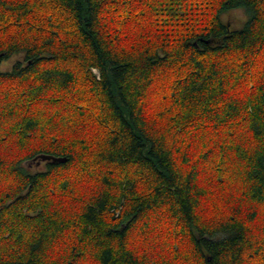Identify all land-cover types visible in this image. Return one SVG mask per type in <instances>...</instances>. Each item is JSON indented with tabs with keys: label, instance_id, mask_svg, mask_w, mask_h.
<instances>
[{
	"label": "trees",
	"instance_id": "1",
	"mask_svg": "<svg viewBox=\"0 0 264 264\" xmlns=\"http://www.w3.org/2000/svg\"><path fill=\"white\" fill-rule=\"evenodd\" d=\"M118 1L0 0V65L25 55L0 80L27 86L16 92L17 105L15 94L0 104L3 115L24 110L1 138L15 139L9 150L24 147L0 153V264H159L151 260L156 246L179 237L190 240L200 264H263L264 224L257 231L253 220L264 215V63H256L264 52V0H155L161 33L129 48L104 19ZM239 7L250 17L232 29L221 14ZM250 70L251 92L230 96ZM163 79L168 92L159 98L154 85ZM76 92L77 100L65 98ZM51 93L58 109L47 117L29 111ZM151 98L161 102L149 108ZM244 114L240 136L249 145L234 141ZM228 150L245 167L254 208L231 206L241 214L211 222L201 165L222 163L218 152ZM28 160L45 161V169L33 171ZM216 167L224 175L226 164ZM155 213L171 222L170 234Z\"/></svg>",
	"mask_w": 264,
	"mask_h": 264
},
{
	"label": "rangeland",
	"instance_id": "2",
	"mask_svg": "<svg viewBox=\"0 0 264 264\" xmlns=\"http://www.w3.org/2000/svg\"><path fill=\"white\" fill-rule=\"evenodd\" d=\"M144 1L151 2L153 5L146 6ZM154 1L155 0H121L120 2L118 1L116 3V7L118 8L117 10L114 9V6L109 7L105 10L104 19L109 25V27L112 26L111 27L113 31L112 33L114 34L115 38H118L120 40L119 44L127 48L132 47L131 45L133 44L139 45L142 43L144 45L147 42V40L145 39L148 37L150 32H152L154 36L156 37H157L156 33L158 32L161 33L162 29H160L158 32L155 31V29L156 30L158 29V27H155L156 25L155 21L160 16L158 14L157 7ZM119 3H123V4H119ZM207 6H211V5H207ZM139 15L148 16V17H146L147 18L145 19L146 21L140 19V17H136V21H133V23L132 22L130 23L129 19H131L132 16H139ZM221 16H222L223 21H225L226 23H229L232 29L233 28L239 29L243 27L250 17L246 9L242 7L225 10L222 12ZM132 18H135V17H132ZM17 61L25 62V55L23 52L16 53L12 55L10 58L3 60L0 65V72L11 71L13 69L14 64ZM262 62L264 63V52H262L261 55L258 57V60L256 63L257 65H260ZM93 71L95 74L99 76L98 70L93 69ZM249 72H250V75L247 76L249 77L247 80L239 81L240 83L239 86L236 85V86H231L228 88V94L230 96L233 95L234 93L233 96H237L238 98H240L243 95H246V93L251 92V90L253 89V86H252L253 81H255V75L252 77L251 76L252 70H250ZM171 73L172 72L168 71L167 73L164 74V76L165 75L168 76ZM260 76L263 77L264 79V73H262V75ZM160 83H161L160 85L162 86L154 85L156 88L158 87V90L156 89L157 91H155V93L158 94L159 98H161V95L168 92L167 87L169 85L168 83L165 82L164 79ZM26 87L27 86L23 82L19 81L18 79H13V80L8 79L6 81L0 80V104L1 105L7 104V103L9 104L11 100L9 101L10 99L9 98L7 99L8 100L7 101L6 97H10V96L12 97L14 96V94L15 95L17 94L16 92L18 91L20 92L22 89H25ZM242 90H243V93H242ZM58 95L59 96L57 97L62 98V96H65L66 94H58ZM83 96H85V98L87 99L91 98V96L89 94L87 95V93H85V95ZM51 98L52 99L54 98L53 93L43 98H40L39 101L36 100L32 102V104L28 106L31 109L29 111L31 112L34 111L38 113L39 115L43 113L45 117L49 116L51 112L58 109L55 105H53L54 103L51 101ZM65 98H67L68 101H70L71 99L77 100V98H80L79 92L74 93L73 97L70 94L68 96L66 95ZM16 100H17V95L12 100L14 102L13 104L15 105H17ZM158 101L159 100H155L151 98L149 101V104H150L149 108L161 102V101L160 102ZM59 104L61 105L60 101H59ZM163 109L164 108H161V109L159 108L157 112L164 111ZM16 111L14 115H7L6 111L4 112L5 115H3V112L2 113L0 112V153H3L1 155L5 157L10 154L19 153L20 150L24 147V146H21V147L16 146V147H13V149L9 150L10 145H12V142H14L15 139L14 141L5 140L7 144L2 142L1 140V138L3 139L5 138V134L8 132V129H7L8 124L15 122V120H18L17 118L18 115L24 112V110H19V109ZM157 112H156V115H157ZM156 115H154L153 117H155ZM244 118H246V114H244L243 116L241 115L239 118H237L236 123H239V124L237 125L238 127H236L235 130H233V133H237L236 136H238V139L235 138L234 141L235 142L242 141L245 144L249 145L250 143H252L251 139L250 138L242 139L243 136L242 137L240 136L241 134L244 135L242 133V130H244V127L242 126V129L239 128ZM223 131L224 130H222V132ZM191 141L194 144L193 152L198 154L199 152L198 150L200 146H197V142L199 141V137H196V138L193 137V140ZM186 143H187V140H185L184 146H186ZM200 149L201 151L203 150L202 148ZM227 152H229V155H227L226 153L218 152L217 156L222 160V163H219V162L217 163L214 160V162L210 161V162H207V164H205L204 162L201 165L202 171L200 174V181H201V186L204 189V198L202 201L203 214L207 218H209L211 222L216 221L223 217L234 215V214L236 215L241 214V213L235 212V210L233 211L231 206L233 207L239 206L243 210L247 209L248 207L254 208V205L253 204L251 205L250 200H247L249 194L247 193L248 191L247 182H246L245 175L243 173V169L245 167L242 168L241 166L236 165V162L238 161L234 156H232V155H235L234 152H230V150H228ZM32 161L33 160L25 161L24 164L30 165L33 171L45 169V166H46L45 161H42L39 164H36L35 162H32ZM223 163L226 164L227 168L223 169L224 175L218 177L219 172H217L218 170H217L216 165L221 166ZM75 179L77 182L84 180L81 177L75 178ZM77 188H78L77 186L74 187L73 192L77 190ZM72 196L73 194L69 193L67 197H64L62 199L64 203H62L61 205L63 206L65 202L67 203V201H69L72 198ZM69 202L71 203V200ZM153 217L158 220L156 223L158 227L161 228L162 233L164 234L171 233L172 231L171 222H167L168 224L164 223L165 216L159 213H155ZM253 221H254L253 222L254 226L257 227V231H260L259 226L261 224H264L263 213L258 211V216ZM157 225H154V226H157ZM181 238L179 237L176 240L170 241L169 243L164 242V245L161 243L158 244L156 246V252L158 253L155 252L154 254H152L151 260L157 261L159 262V264H181V263L186 264L183 261V259L180 258L181 256L185 258L186 260L187 258H189V261L187 262V264H200V262H197V261L195 262V260H193L190 240L186 237H181ZM257 261L260 262V260H257ZM257 261L249 258L247 259L245 264H258Z\"/></svg>",
	"mask_w": 264,
	"mask_h": 264
},
{
	"label": "water",
	"instance_id": "3",
	"mask_svg": "<svg viewBox=\"0 0 264 264\" xmlns=\"http://www.w3.org/2000/svg\"><path fill=\"white\" fill-rule=\"evenodd\" d=\"M42 160H52L54 162L66 161L67 157L54 156V155H41Z\"/></svg>",
	"mask_w": 264,
	"mask_h": 264
}]
</instances>
